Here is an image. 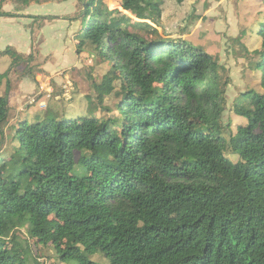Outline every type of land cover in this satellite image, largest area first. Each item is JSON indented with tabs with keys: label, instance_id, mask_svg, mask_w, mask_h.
<instances>
[{
	"label": "trees",
	"instance_id": "16d2710c",
	"mask_svg": "<svg viewBox=\"0 0 264 264\" xmlns=\"http://www.w3.org/2000/svg\"><path fill=\"white\" fill-rule=\"evenodd\" d=\"M12 1L30 3L0 0V18L17 17L3 9ZM79 2L78 53L111 60L94 89L103 104L121 82L117 114L19 122L6 153L0 98V264H43L32 244L63 263L101 264L92 256L102 253L109 264H264V93L241 94L235 113L248 124L227 137L226 69L163 36L162 0H120L123 11ZM259 35L264 89V21ZM4 56L34 76L32 56Z\"/></svg>",
	"mask_w": 264,
	"mask_h": 264
},
{
	"label": "rangeland",
	"instance_id": "374dc122",
	"mask_svg": "<svg viewBox=\"0 0 264 264\" xmlns=\"http://www.w3.org/2000/svg\"><path fill=\"white\" fill-rule=\"evenodd\" d=\"M162 1L159 31L163 36L191 41L218 59L226 69L229 84L222 123L229 137L239 126L248 124L246 118L235 113V103L241 94L250 91L264 93L261 86L263 71L255 68L259 61L256 51L261 50L262 44L259 31L264 21V0ZM105 3L110 10L123 11L120 0H105ZM80 6L79 0L62 3L30 0L26 6L12 1L4 5L5 12L17 17L0 18V51L11 47L25 59L32 56L30 66L35 71L34 76H29L24 74L28 62L13 67L10 56L0 58V74L11 69L9 77L0 83V98L8 96L10 107L9 124L4 129L6 153L13 148L12 127L19 122L85 116L103 120L117 114L121 82H115V90L103 104L99 103L94 89V85L101 84L111 72V60L102 59L90 48L78 53L76 35L81 24L73 19L83 13ZM35 17L57 19L43 21ZM226 154L233 163L240 161L238 155ZM21 233L22 239L27 238L25 230ZM39 248L32 244L40 263L77 264L61 262L52 247ZM92 259L101 264L110 263L102 253L93 255Z\"/></svg>",
	"mask_w": 264,
	"mask_h": 264
}]
</instances>
